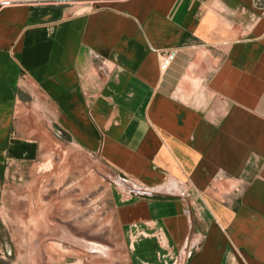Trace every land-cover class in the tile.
Returning a JSON list of instances; mask_svg holds the SVG:
<instances>
[{
  "label": "crops",
  "instance_id": "0c3cea01",
  "mask_svg": "<svg viewBox=\"0 0 264 264\" xmlns=\"http://www.w3.org/2000/svg\"><path fill=\"white\" fill-rule=\"evenodd\" d=\"M53 140L133 189L101 248L0 264H264V0H0V224Z\"/></svg>",
  "mask_w": 264,
  "mask_h": 264
},
{
  "label": "rangeland",
  "instance_id": "374dc122",
  "mask_svg": "<svg viewBox=\"0 0 264 264\" xmlns=\"http://www.w3.org/2000/svg\"><path fill=\"white\" fill-rule=\"evenodd\" d=\"M1 183L0 253L49 262L101 248L113 228L114 190L133 189L96 157L54 140L45 157L7 167Z\"/></svg>",
  "mask_w": 264,
  "mask_h": 264
},
{
  "label": "built area",
  "instance_id": "2783aa9c",
  "mask_svg": "<svg viewBox=\"0 0 264 264\" xmlns=\"http://www.w3.org/2000/svg\"><path fill=\"white\" fill-rule=\"evenodd\" d=\"M171 58H172L171 54H166V55L160 56V61H159L160 72H165L167 70V68L170 65ZM0 255H2V253H0Z\"/></svg>",
  "mask_w": 264,
  "mask_h": 264
}]
</instances>
